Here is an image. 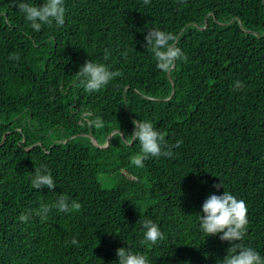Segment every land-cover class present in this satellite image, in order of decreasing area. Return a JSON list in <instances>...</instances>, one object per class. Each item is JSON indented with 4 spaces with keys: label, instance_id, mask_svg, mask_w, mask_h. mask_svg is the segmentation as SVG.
<instances>
[{
    "label": "trees",
    "instance_id": "obj_1",
    "mask_svg": "<svg viewBox=\"0 0 264 264\" xmlns=\"http://www.w3.org/2000/svg\"><path fill=\"white\" fill-rule=\"evenodd\" d=\"M18 2L0 0V264H117L122 247L150 264H217L230 244L203 235L197 214L223 189L245 201L241 243L264 257V0H64L65 23L39 32ZM153 29L187 57L167 73L146 49ZM86 60L121 75L86 92ZM134 120L182 143L136 167ZM114 130L106 148L87 136L104 146ZM41 165L52 191L31 187ZM59 194L81 208L34 214ZM145 219L163 233L155 245L141 243Z\"/></svg>",
    "mask_w": 264,
    "mask_h": 264
},
{
    "label": "clouds",
    "instance_id": "obj_2",
    "mask_svg": "<svg viewBox=\"0 0 264 264\" xmlns=\"http://www.w3.org/2000/svg\"><path fill=\"white\" fill-rule=\"evenodd\" d=\"M145 5L150 0H143ZM15 7L17 0H12ZM18 11L23 13L24 19L30 23V27L39 32L42 25L62 26L65 23L64 0H43L42 5H33L28 2H18ZM177 37L160 29L148 31L144 37L146 49H150L156 62V68L162 72H169L175 65L176 61H186L187 57L182 50L176 46ZM10 60L18 61L19 54H12ZM83 85L86 92H98L106 87L112 80L121 75L118 71H111L105 64L97 63L92 60H86L75 74ZM243 87L242 82L234 81V89L239 90ZM83 121L89 126L99 128L102 126L100 118H91L90 113H85ZM133 141H138L140 151L131 157V162L136 167H143V162L152 157L161 156L171 157L172 148L179 147L182 141H177L173 146H167L164 143L162 134L157 131L153 124L148 120H134L133 131L128 136ZM32 189L47 188L52 191L56 186L51 173L46 166L41 165L35 169L31 177ZM213 187L223 188L220 184ZM52 208L61 212L79 210L81 204L75 200H70L66 195L59 194L53 205L41 203L35 211V215L41 220H47L48 213ZM247 205L244 200L237 199L233 194L223 189L222 195H210L203 203L201 212L198 213L199 228L207 238L219 234L221 241H226L230 247L226 250V255L217 264H264V257L250 246H245L243 241L247 231ZM32 210L21 213L19 221L27 222L32 215ZM143 238L141 243L155 245L157 241L164 239L156 223L150 219L142 222ZM207 240V239H206ZM71 244H77L73 239ZM117 264H150L147 257L142 253H134L128 247L119 248L116 251Z\"/></svg>",
    "mask_w": 264,
    "mask_h": 264
},
{
    "label": "water",
    "instance_id": "obj_3",
    "mask_svg": "<svg viewBox=\"0 0 264 264\" xmlns=\"http://www.w3.org/2000/svg\"><path fill=\"white\" fill-rule=\"evenodd\" d=\"M116 132H117V131L114 130V131H112V132L107 136V142H106V144H105L104 146L99 145L98 142L96 141V139H95L92 135L87 134V136L90 138V141H91L95 146H97L98 148H106V147L110 144V142H111V137H112V135H113L114 133H116ZM72 138H73V136L70 137V139H72Z\"/></svg>",
    "mask_w": 264,
    "mask_h": 264
}]
</instances>
